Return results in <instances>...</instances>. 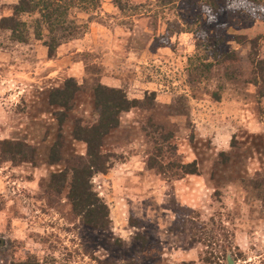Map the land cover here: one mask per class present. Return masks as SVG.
<instances>
[{
	"label": "rangeland",
	"instance_id": "1",
	"mask_svg": "<svg viewBox=\"0 0 264 264\" xmlns=\"http://www.w3.org/2000/svg\"><path fill=\"white\" fill-rule=\"evenodd\" d=\"M18 1L0 0V20ZM101 3L71 9L68 31L45 25L44 40L36 14L22 17L27 43L0 28V264H264V98L249 81L254 47L264 59V0ZM51 36L62 42L53 57ZM70 80L72 108L54 106L52 89ZM99 83L142 102L107 138L113 167L92 180L110 207L105 230L86 226L68 190L48 182L62 170L52 147L59 142L65 162L82 150L76 123L98 122ZM165 133L166 161H196L198 174L149 167L161 145L152 137ZM6 139L39 160L4 155Z\"/></svg>",
	"mask_w": 264,
	"mask_h": 264
},
{
	"label": "trees",
	"instance_id": "2",
	"mask_svg": "<svg viewBox=\"0 0 264 264\" xmlns=\"http://www.w3.org/2000/svg\"><path fill=\"white\" fill-rule=\"evenodd\" d=\"M210 4L218 7V0H210ZM102 6L101 0H19L12 6V13L2 17L0 20V28L9 30L14 40L27 43L29 41L28 22L22 19L24 15H39L36 19L35 34L38 39L44 40V27L54 34L57 30L65 29L69 21L68 15L71 9L80 8L84 11L97 10ZM73 29V27H72ZM50 41H45L50 56L53 57L62 42L56 37L51 36ZM241 38V37H240ZM252 43L256 45L258 39H252ZM257 48V47H256ZM254 47L253 71L251 81L258 88V95L264 98V59H258L259 51ZM258 50V49H257ZM233 53H223L220 57L232 60ZM212 63L208 67H212ZM78 91V84L70 80L65 87H55L51 91L52 104L64 106L66 109L72 108L74 97ZM155 94V93H153ZM212 98L221 101L222 95L216 91ZM140 99L130 98L128 93L121 88L110 87L99 83L94 88V104L99 112V120L92 125H85L82 121H78L75 125L73 137L75 141L82 147L80 152H76L62 161L61 148L57 142L51 149L49 161L51 164L60 165L62 170L53 173L48 179L49 189L54 188V192L63 194L68 190L67 197L72 204L73 211L80 217L81 221L88 227L105 230L112 224L111 212L108 203L94 189L93 177L96 174H106L114 165L113 155L107 151L106 143L108 136L121 125L123 113L136 109L141 104ZM157 126L152 124V126ZM162 129L166 128L162 126ZM149 136L150 133H148ZM164 140L157 139L158 145L151 154L148 165L150 168H157L162 172H174L176 179H182L189 175L199 173V165L196 161L190 163L176 162L171 163L168 158L169 150L166 143L168 138L166 133L162 135ZM161 141L162 143H160ZM24 144L14 140L2 141V152L9 154L10 158L15 161L37 162L39 160L38 151L32 150L30 157L23 155ZM22 154V156H21ZM223 155H226L223 153ZM6 156V157H7ZM227 159L228 156L226 155ZM64 162V163H63ZM20 163V162H19ZM47 183V182H46ZM211 263V262H210ZM20 264H32L31 260ZM39 264V263H35ZM130 264H137L132 262Z\"/></svg>",
	"mask_w": 264,
	"mask_h": 264
},
{
	"label": "water",
	"instance_id": "3",
	"mask_svg": "<svg viewBox=\"0 0 264 264\" xmlns=\"http://www.w3.org/2000/svg\"><path fill=\"white\" fill-rule=\"evenodd\" d=\"M230 263L233 264L232 259H230Z\"/></svg>",
	"mask_w": 264,
	"mask_h": 264
}]
</instances>
